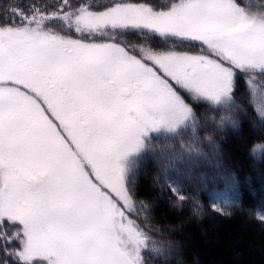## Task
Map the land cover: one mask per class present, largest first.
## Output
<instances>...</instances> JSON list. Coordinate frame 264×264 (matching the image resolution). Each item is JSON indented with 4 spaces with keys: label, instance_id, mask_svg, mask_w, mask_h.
Returning <instances> with one entry per match:
<instances>
[{
    "label": "snow or ice",
    "instance_id": "6c2138e0",
    "mask_svg": "<svg viewBox=\"0 0 264 264\" xmlns=\"http://www.w3.org/2000/svg\"><path fill=\"white\" fill-rule=\"evenodd\" d=\"M244 119L264 129V3L6 5L0 264H182L173 229L152 223L157 200L199 216L193 169H220L214 136ZM216 175L229 191L210 192L212 208L230 214L235 177ZM253 213L264 222V206Z\"/></svg>",
    "mask_w": 264,
    "mask_h": 264
},
{
    "label": "trees",
    "instance_id": "16d2710c",
    "mask_svg": "<svg viewBox=\"0 0 264 264\" xmlns=\"http://www.w3.org/2000/svg\"><path fill=\"white\" fill-rule=\"evenodd\" d=\"M27 5L33 2L51 3L54 0H0V9L10 3ZM163 5L169 0H152ZM253 4L264 0H248ZM139 43V40H133ZM219 145L220 169L215 161H204L193 169L189 189L199 186L203 212L197 216L190 205L181 209L171 207L163 198L157 200L153 224L171 227L174 235L169 239L179 242L182 264H264V222L254 215L253 209L264 206V158L254 157L251 149L264 143V129L253 126L249 119L242 120L239 130L228 129L215 134ZM207 151V149H205ZM151 166L140 177V191H150ZM218 170H227L234 175L238 192L237 202L228 210L230 214L212 208L209 193L228 192L224 181L216 175ZM203 173L205 179L200 180ZM215 177V179H213ZM207 183V188L203 185ZM156 196V192H151ZM149 264H158L149 258Z\"/></svg>",
    "mask_w": 264,
    "mask_h": 264
},
{
    "label": "rangeland",
    "instance_id": "374dc122",
    "mask_svg": "<svg viewBox=\"0 0 264 264\" xmlns=\"http://www.w3.org/2000/svg\"><path fill=\"white\" fill-rule=\"evenodd\" d=\"M190 180H191V179H190ZM190 180H189V181H190Z\"/></svg>",
    "mask_w": 264,
    "mask_h": 264
}]
</instances>
